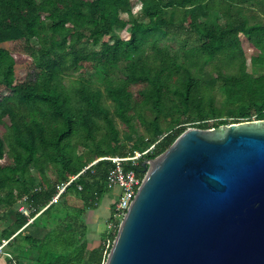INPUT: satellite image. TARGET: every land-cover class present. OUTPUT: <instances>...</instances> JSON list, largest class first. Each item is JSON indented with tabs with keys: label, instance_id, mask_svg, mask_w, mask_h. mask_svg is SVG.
Masks as SVG:
<instances>
[{
	"label": "trees",
	"instance_id": "1",
	"mask_svg": "<svg viewBox=\"0 0 264 264\" xmlns=\"http://www.w3.org/2000/svg\"><path fill=\"white\" fill-rule=\"evenodd\" d=\"M137 1L146 21L132 0H0V244L19 261L105 264L118 224L91 245L85 218L111 190L101 157L146 151L121 162L142 179L188 127L264 119V0Z\"/></svg>",
	"mask_w": 264,
	"mask_h": 264
},
{
	"label": "water",
	"instance_id": "2",
	"mask_svg": "<svg viewBox=\"0 0 264 264\" xmlns=\"http://www.w3.org/2000/svg\"><path fill=\"white\" fill-rule=\"evenodd\" d=\"M105 264H264V119L188 127L149 160Z\"/></svg>",
	"mask_w": 264,
	"mask_h": 264
},
{
	"label": "rangeland",
	"instance_id": "3",
	"mask_svg": "<svg viewBox=\"0 0 264 264\" xmlns=\"http://www.w3.org/2000/svg\"><path fill=\"white\" fill-rule=\"evenodd\" d=\"M132 12L138 19L146 21V17L141 12V4L139 1L132 0ZM245 12L246 14L251 13L248 9H246ZM254 13L258 16L257 19L261 21L263 18V15H262L260 6H257L254 8ZM120 16L124 19L127 18L126 13H120ZM113 33L123 38H128L129 36L125 28L115 29ZM239 38L241 41V46L244 50V53L247 59L248 70L253 71L255 74L263 73V69L261 67H253L250 63V58L252 56V46L250 45L247 36L241 33L239 35ZM5 46L8 48H12V49H21L20 43H7L5 44ZM27 65H28V62H25L23 64H17L15 68L16 80L19 81L24 78L26 74V70H27ZM5 93L6 91L0 87V95L5 94ZM252 120L254 119L252 118ZM81 149L82 148H80V150ZM116 199H117V194L114 189H111L110 191L104 194L97 209L87 211L86 216H85L86 222L88 225L86 237H87V240L89 241V244L91 245L95 244L100 239V234H102L105 228H109L107 223L109 222L108 219L111 213V205H112V202L114 204V201ZM21 206H24V205L19 204L16 207L20 209ZM118 221L120 222L121 219ZM23 261H25V263L27 262V260H23ZM23 261H19V262H23ZM26 264H29V263H26Z\"/></svg>",
	"mask_w": 264,
	"mask_h": 264
},
{
	"label": "built area",
	"instance_id": "4",
	"mask_svg": "<svg viewBox=\"0 0 264 264\" xmlns=\"http://www.w3.org/2000/svg\"><path fill=\"white\" fill-rule=\"evenodd\" d=\"M145 152L146 151L138 152L130 157H118V156L101 157L111 160L112 163L114 164V166L107 175L108 186L111 189L116 187L119 188V192L116 193L117 199L114 201V209L112 213L113 220H110L108 222V227L114 226L115 222L119 225L118 220L120 219L122 220L126 212V209L130 206L142 180L141 178H139V176L136 174L133 168L131 167L124 168L121 162L125 160H137ZM62 189L63 186L60 188V190ZM55 198L56 196L54 197V199ZM19 210L26 215L28 214V209L25 206H21ZM9 240L10 238L2 240L0 244V253H3L7 257L8 264H19L18 260L11 252L4 250V247L6 246Z\"/></svg>",
	"mask_w": 264,
	"mask_h": 264
},
{
	"label": "crops",
	"instance_id": "5",
	"mask_svg": "<svg viewBox=\"0 0 264 264\" xmlns=\"http://www.w3.org/2000/svg\"><path fill=\"white\" fill-rule=\"evenodd\" d=\"M115 190V192H119V188L116 187V188H113ZM8 225V222H5L1 229H3L4 227H6ZM3 240V239H2ZM12 247V246H10ZM7 248V247H6ZM6 248L4 247V250H6ZM14 248V247H12ZM23 260H27L26 263H30V260L28 259V257L26 255H24V257H21L20 258V261H23ZM25 261L22 262V264H26ZM0 264H8V259L6 258V256L3 254V253H0Z\"/></svg>",
	"mask_w": 264,
	"mask_h": 264
}]
</instances>
